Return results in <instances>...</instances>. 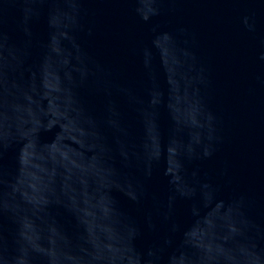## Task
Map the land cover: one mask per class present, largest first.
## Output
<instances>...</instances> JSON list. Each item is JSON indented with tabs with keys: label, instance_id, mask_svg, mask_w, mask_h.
<instances>
[{
	"label": "water",
	"instance_id": "95a60500",
	"mask_svg": "<svg viewBox=\"0 0 264 264\" xmlns=\"http://www.w3.org/2000/svg\"><path fill=\"white\" fill-rule=\"evenodd\" d=\"M0 264H264V0H0Z\"/></svg>",
	"mask_w": 264,
	"mask_h": 264
}]
</instances>
